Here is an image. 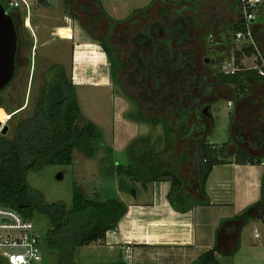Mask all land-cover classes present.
<instances>
[{"label": "trees", "instance_id": "trees-1", "mask_svg": "<svg viewBox=\"0 0 264 264\" xmlns=\"http://www.w3.org/2000/svg\"><path fill=\"white\" fill-rule=\"evenodd\" d=\"M200 1L151 0L147 5L134 8L124 18L111 15L102 0L64 1L65 9L72 17L79 19L74 10L70 11L75 4L94 23L95 29L105 25L108 37H92L107 54L113 78L119 82L114 72L116 64L133 70L134 84L140 87L141 93L139 98L130 95L135 102V111H128L127 117L152 126L162 123L164 127L161 134H141L132 139L130 147L133 145L136 160L130 159L126 164L118 162L110 173L115 176L117 172L143 183L170 179L168 198L175 208L182 211L190 205L181 203L179 192L182 177L171 160L190 164L198 184L200 195L196 202L199 203L210 202L206 183L215 164L226 162L229 156H234L240 162L264 161V75L256 68L242 64L244 55L253 54V47L244 46L241 50H234L236 61L240 64L234 73H226L221 69L215 71L218 84L232 89L226 96H218L213 100L214 103L224 97L233 101L230 111L231 138L228 141L220 145L210 143L207 138L215 126V118L204 111V107L201 108V114L198 106L194 105L193 108L192 104L187 103L188 100H200L194 91L197 57L193 45L194 39L202 41L207 38L203 30L205 22L196 15ZM150 10H155L152 18L149 17ZM215 16L218 17L217 14ZM147 18L150 19L144 21ZM13 19L19 46L20 16H13ZM120 24H125L123 31L129 35L124 41L133 45L129 57L122 61L116 58L109 38ZM82 26L90 30L83 21ZM241 28V20L227 24L229 42L235 40V35L232 38L230 32ZM253 33L262 48L259 32L254 26ZM216 61L222 63L221 57ZM253 84L261 86L260 92L253 94ZM126 95L129 97L128 93ZM2 103L3 98L0 99ZM241 103H246L245 111H240ZM161 106L165 110L164 116L151 118L147 115L146 109L153 111ZM203 114L212 118L210 125L201 122ZM193 115L196 120L190 122ZM193 130L198 133L197 141L192 142L195 143L194 151L191 152L189 145L184 143L181 151H176L173 148L174 140L188 139ZM238 141H243L246 146L238 145ZM231 144L235 145L233 149ZM100 147L113 153L101 127L83 115L75 83L65 65L60 62L52 64L44 74L33 113L17 119L12 136L7 133L0 135V202L31 218L34 210L49 217L51 226L45 234L44 243L47 250L56 255L58 264H131L122 256L109 261L83 263L75 255L77 247L104 239L108 230L118 226L128 211V204L124 200L114 195L91 197L75 183L70 205L63 200L50 202L43 191L32 186L27 178L29 171L39 170L48 164L71 163L76 148L81 149L86 156L93 157ZM108 159L106 163L114 161L112 155ZM158 167L162 170H157ZM105 172L108 173V170ZM262 186V198L241 213L221 219L217 226L215 245L186 264H220L217 252L234 254L238 250L243 227L252 217H263L264 174ZM226 245L232 246L231 250L224 251ZM0 264H7L1 255Z\"/></svg>", "mask_w": 264, "mask_h": 264}, {"label": "rangeland", "instance_id": "rangeland-1", "mask_svg": "<svg viewBox=\"0 0 264 264\" xmlns=\"http://www.w3.org/2000/svg\"><path fill=\"white\" fill-rule=\"evenodd\" d=\"M64 1L34 0L31 8V18L30 20L27 19V23L24 18V10L13 11L14 14L20 16L18 25L21 33V42L18 49L17 71L14 78L6 87L0 90V99L3 98V103L0 104V119L7 117V112L18 110L6 124L7 131L5 133L8 136H12L17 119L30 116L33 113L36 97L39 95L40 88L44 82V74L52 64L60 62L65 65L68 74L75 83L83 115L85 117L87 115L93 116L99 121L106 143L111 145L115 139L118 122L126 121L128 123L131 119L126 114L128 111L132 112L134 107L124 97L122 89L113 86L109 58L100 43L92 37V35L108 37L109 32L105 29V25H101V27L95 29L94 23L75 4L72 5L70 11L74 10L79 15V19L72 17L70 12L65 9ZM69 1L71 2V0ZM211 3V0H201L198 3L199 7L196 15L205 22L203 30L204 33H207V38L202 41L193 40L197 57V74L194 79L196 86L194 91L195 95L200 97V100H188L187 103L192 104L193 108L198 106L199 113H201L202 107L211 106L210 109L215 118V126L209 137L212 141L224 142L230 138L229 110L233 106V101L227 100L224 97L214 103L213 100L218 96H226L231 93L232 89L218 84L215 71L221 69V62L214 61L219 57H221L222 61L231 57L235 54L234 50L241 48L244 42L231 39L232 41L228 45L229 48L224 45L225 43L220 38V34L215 31V22L212 20L214 8ZM104 6L107 10L112 9L110 3L109 6L108 4H104ZM118 6L120 7L118 14L123 17H126L130 10H133L131 9L132 7L125 5L124 0H121ZM169 6L172 7V5ZM218 9L226 13L228 7L219 6ZM111 11L112 15L113 11L116 10L113 9ZM154 16L155 10H150L149 17L152 18ZM263 16L264 8L262 16L260 15L259 19L264 20ZM82 21L90 29L89 31L84 29ZM124 26L125 24H120L115 29V32H113V35L109 37L115 50L118 48V52L123 54L127 51V42L124 41V38L128 35L127 32L123 31ZM72 28L75 29L74 38ZM230 33V36L233 38L235 32L231 31ZM211 35L212 38L210 37ZM247 56L248 58L244 65L249 67L254 64V55ZM207 58L208 60H206ZM98 81L108 82V85L96 86L95 83ZM253 87V94L260 92L262 89L259 84H253ZM125 88L127 92L133 95L136 94L131 86V82L125 81ZM245 106L246 103H241L239 106L240 111H245ZM146 112L151 118L165 115V110L162 106L155 108L153 111L152 109H146ZM174 113L176 114V112ZM112 115L115 116V119L118 118V122L115 121L114 123L115 127L109 124ZM201 119V122L205 124L210 125L212 123V118L208 117L207 114H203ZM195 120L196 116L193 115L190 122ZM81 122L82 120H80ZM139 124H141V127L144 126L145 134L151 133L155 136L157 133H163L164 127L162 123H158L156 126L141 122ZM123 129L124 126L120 122L118 130H120L123 136L122 138L120 137V140L123 139L122 142L125 148L122 152L119 151L115 155L114 163L116 159L122 162L130 159L136 160L132 148L133 145L130 147L132 139L126 141L130 137L131 131L129 129L122 131ZM197 135L198 133L193 130L188 139H175L173 148L180 152L184 143L189 145L191 152H193L195 143L192 142L197 141ZM209 137L207 140H209ZM237 143L238 145L246 146V143L243 141H238ZM111 155L113 156V153L100 147L93 157H88L81 149L76 148L71 163L48 164L39 170L29 171L27 178L32 186L43 191L45 198L50 202L63 200L70 205L72 203L73 186L75 183L79 184L91 197H97L98 189L102 188V186H99L100 183H104L102 197L118 196L116 189L111 188V183L115 180L114 174L110 173L114 169L112 166L113 162L111 160L106 163L109 160L108 157ZM88 162L90 164L93 163V168L88 167L89 170L84 171V174L87 175L82 177L81 169L83 167L86 168L88 166L86 163ZM102 162L106 164L103 163V165ZM103 169L105 171L108 170V173H102ZM157 170H162V168L158 167ZM99 178H101L100 183ZM32 220L36 229L41 234L42 260L37 264H58L56 255L48 251L44 243L45 234L51 226L49 217L41 211L34 210ZM123 243L124 249L131 248L133 250L130 241ZM105 246L106 241L104 239L93 241L86 246H79L75 251L76 258L83 263H91L101 259L106 261L109 258L117 257V248H108L107 250ZM224 248H232V246L226 245ZM217 256L223 262V254L219 252Z\"/></svg>", "mask_w": 264, "mask_h": 264}, {"label": "crops", "instance_id": "crops-1", "mask_svg": "<svg viewBox=\"0 0 264 264\" xmlns=\"http://www.w3.org/2000/svg\"><path fill=\"white\" fill-rule=\"evenodd\" d=\"M102 1L108 6L110 3L112 9L109 7L110 10H107L110 14L111 10L114 9L116 10L112 14L114 17L124 18L118 14L120 11L118 5L121 0ZM124 1L126 6L134 9L147 5L151 0ZM211 2L214 8L212 20L215 22V31L220 34L224 45L228 46L227 24L241 20L242 16L239 1L211 0ZM219 6H227L226 13L220 11ZM263 8L264 2L259 8L260 12L258 11V18L254 27L259 32L261 46L264 50V20L259 19V16H262ZM72 34L74 38L75 29L73 28ZM242 48L243 46L238 50ZM247 58V55L242 58V64H246ZM95 84L99 87L107 86L108 82L98 81ZM87 118L101 126L95 117L87 115ZM117 119L112 115L109 124L115 127L114 123L115 121L118 122ZM120 122L124 126L122 131L126 129L131 131L130 137L126 141L145 134L144 126L141 127V124L135 120L131 119L128 123L119 121L118 129ZM118 129L113 143L109 144L113 150L114 158L119 151L122 152L125 148L123 139L120 140V137L123 136ZM209 142L220 145L226 141L215 142L209 137ZM230 147L233 149L235 145L231 144ZM128 161L122 162L116 159L115 163L112 161V166L115 168L118 162L126 164ZM171 163L182 177L179 192L182 197L181 203L190 205L184 211L175 208L168 198V192L171 189L170 179L161 178L143 183L116 172L111 188H115L118 197L128 204V211L119 221L116 232L107 233L104 241H106L107 250L108 248L118 249V258L121 256L125 258L122 244L130 241L133 247L132 264H186L192 262L204 251L215 245L217 226L221 219L241 213L247 206L259 201L263 196L264 161L240 162L235 160L234 156H229L226 162L215 164L206 183V192L210 197L209 203L196 202L200 194L196 176L191 172L190 164L180 161L174 162V160H171ZM86 165H88L86 168L81 169L82 177L87 175L84 174V171L89 170L88 167H92L93 163L88 162ZM103 172H105L104 169ZM120 176H124L130 185L136 188L135 196L131 192L119 189ZM103 184H99L102 188L98 189L97 195L103 194ZM261 213L263 217H252L243 227L240 247L234 254L221 252L224 260L222 262V259L218 257L220 264H264V210ZM86 245L89 244L84 246ZM223 250L229 251L231 248H224ZM117 257L109 258L106 261L117 259ZM98 261H104V259Z\"/></svg>", "mask_w": 264, "mask_h": 264}, {"label": "built area", "instance_id": "built-area-1", "mask_svg": "<svg viewBox=\"0 0 264 264\" xmlns=\"http://www.w3.org/2000/svg\"><path fill=\"white\" fill-rule=\"evenodd\" d=\"M34 0H0L5 11L24 10V18L30 20L31 8ZM264 0H239L241 21L243 28L234 35L237 41H244V46L253 47L254 64L249 68H256L264 75V51L258 44L253 33V26L258 18V11ZM212 38V35L210 36ZM213 40V39H211ZM235 55L228 57L221 63V70L234 73L239 69ZM247 67V66H246ZM6 111V110H5ZM18 110L7 112V117L0 119V135L7 122ZM116 232V228L107 231ZM124 246V245H123ZM122 246V249L125 247ZM125 258L132 264V249L126 248ZM0 255L6 259L7 264H37L42 260L41 234L36 229L31 217L25 216L18 209L0 202Z\"/></svg>", "mask_w": 264, "mask_h": 264}, {"label": "water", "instance_id": "water-1", "mask_svg": "<svg viewBox=\"0 0 264 264\" xmlns=\"http://www.w3.org/2000/svg\"><path fill=\"white\" fill-rule=\"evenodd\" d=\"M17 48L18 33L15 21L0 3V89L7 86L15 74ZM203 110L212 115L209 105ZM6 131L7 127L4 128L3 133ZM119 189L136 195V188L132 187L124 176L119 177Z\"/></svg>", "mask_w": 264, "mask_h": 264}, {"label": "flooded vegetation", "instance_id": "flooded-vegetation-1", "mask_svg": "<svg viewBox=\"0 0 264 264\" xmlns=\"http://www.w3.org/2000/svg\"><path fill=\"white\" fill-rule=\"evenodd\" d=\"M11 15L12 16H17V14H14L13 12H11ZM118 26L119 25H117L116 27H115V29H117L118 28ZM124 28V27H123ZM114 32H115V30H114ZM123 40V39H122ZM114 47V46H113ZM132 48H133V45L131 44V42H130V44H128L127 43V51L123 54V53H119L118 51V48L115 50V48H114V53H115V55H116V58H118L120 61H122V60H124V59H126V58H128L129 57V54H131V52H132ZM18 49H19V46H18V48H17V52H16V70H15V73H16V71H17V62H18ZM121 55H125V56H121ZM114 72H115V75H117V77H118V79H119V82L118 81H116L112 76V80H113V86H116V87H120L121 89H122V93H123V95H124V97H126L129 101H130V103H132V105H133V107H134V109H135V102H134V100L132 99V97H130V95L131 96H133V97H135V98H139V96H140V93H141V89H140V87L139 86H136L135 84H134V79H133V76H132V72H133V70H131L130 68H124L123 66H121V65H119V64H116L115 65V68H114ZM15 75V74H14ZM125 81H129V82H131V86H132V88H133V90L135 91V95H133V94H131L130 92H127L125 89ZM112 86V87H113ZM126 93H128L129 94V97L126 95Z\"/></svg>", "mask_w": 264, "mask_h": 264}]
</instances>
